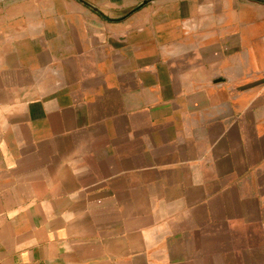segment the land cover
Wrapping results in <instances>:
<instances>
[{"label":"crops","instance_id":"obj_1","mask_svg":"<svg viewBox=\"0 0 264 264\" xmlns=\"http://www.w3.org/2000/svg\"><path fill=\"white\" fill-rule=\"evenodd\" d=\"M0 264H264V0L0 15Z\"/></svg>","mask_w":264,"mask_h":264},{"label":"rangeland","instance_id":"obj_2","mask_svg":"<svg viewBox=\"0 0 264 264\" xmlns=\"http://www.w3.org/2000/svg\"><path fill=\"white\" fill-rule=\"evenodd\" d=\"M253 3H247V20L251 19V17H254L253 12L249 8ZM15 12H18V0H0V15L1 17H6L7 15L14 14Z\"/></svg>","mask_w":264,"mask_h":264}]
</instances>
